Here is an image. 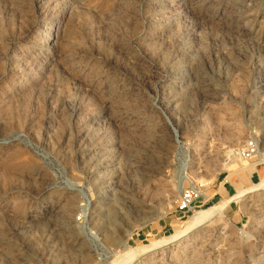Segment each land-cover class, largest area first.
<instances>
[{"label":"rangeland","instance_id":"1","mask_svg":"<svg viewBox=\"0 0 264 264\" xmlns=\"http://www.w3.org/2000/svg\"><path fill=\"white\" fill-rule=\"evenodd\" d=\"M263 176L264 0H0V264H264V183L167 240Z\"/></svg>","mask_w":264,"mask_h":264},{"label":"built area","instance_id":"2","mask_svg":"<svg viewBox=\"0 0 264 264\" xmlns=\"http://www.w3.org/2000/svg\"><path fill=\"white\" fill-rule=\"evenodd\" d=\"M258 141L256 137H250L244 142L241 148L238 150V155L241 159L246 161H251L258 153ZM198 192L194 189H185L181 192L176 210L180 213L187 214L189 212H194L196 205L195 202L198 198ZM83 215L80 213L76 216L77 221H81Z\"/></svg>","mask_w":264,"mask_h":264},{"label":"bare ground","instance_id":"3","mask_svg":"<svg viewBox=\"0 0 264 264\" xmlns=\"http://www.w3.org/2000/svg\"><path fill=\"white\" fill-rule=\"evenodd\" d=\"M258 156H261L260 152L257 153ZM261 161L263 159H260ZM264 177V176H263ZM264 183V178L256 185H253L251 187H246V188H243L242 190L240 191H237L231 198L221 202L220 204L218 205H214V206H210L208 208H205V209H202V210H199V211H196L194 213V216L192 217V219L186 224V227L185 229H181V230H178L176 231L173 235H171L170 237L167 238V240L169 239H175L176 237H178L182 232L196 226L197 224H200L201 222H203L204 220H207L209 219L213 214H216L218 213L223 207L224 205L230 201L231 199L233 198H236L238 196H241L249 191H251L252 189L256 188V187H259L261 186L262 184Z\"/></svg>","mask_w":264,"mask_h":264},{"label":"crops","instance_id":"4","mask_svg":"<svg viewBox=\"0 0 264 264\" xmlns=\"http://www.w3.org/2000/svg\"><path fill=\"white\" fill-rule=\"evenodd\" d=\"M263 171L260 169L255 168L254 170H251L249 174V181L253 182L259 179L262 175Z\"/></svg>","mask_w":264,"mask_h":264}]
</instances>
